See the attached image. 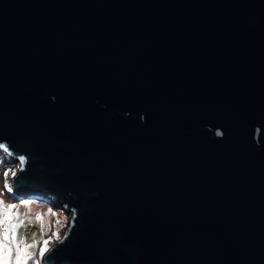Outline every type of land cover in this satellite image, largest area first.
Instances as JSON below:
<instances>
[{
	"label": "water",
	"instance_id": "obj_1",
	"mask_svg": "<svg viewBox=\"0 0 264 264\" xmlns=\"http://www.w3.org/2000/svg\"><path fill=\"white\" fill-rule=\"evenodd\" d=\"M0 142L44 264H264V0H0Z\"/></svg>",
	"mask_w": 264,
	"mask_h": 264
},
{
	"label": "snow or ice",
	"instance_id": "obj_2",
	"mask_svg": "<svg viewBox=\"0 0 264 264\" xmlns=\"http://www.w3.org/2000/svg\"><path fill=\"white\" fill-rule=\"evenodd\" d=\"M0 151H3L8 157H14L18 162L16 168L4 170V191L12 195L14 187L18 184L17 174L25 171L29 158L24 154H16L11 151L6 142H0ZM9 176L12 177L11 182L8 180ZM13 199H16L15 195H13ZM24 203L27 204L29 201H24ZM48 211L50 214L52 213L51 209ZM18 215L17 204L6 203L4 199L0 198V264H30V262L31 264H44L47 259L46 254L50 252V242L55 240L59 245L63 244L59 230L47 238H43L42 246H39L40 241L34 240L32 243H27L25 239H18V229L25 223L24 220H17ZM35 219L42 221L43 218L37 215ZM56 223L59 224L60 221L57 220ZM68 235L69 233L66 232L64 239H67ZM37 248L38 251H36Z\"/></svg>",
	"mask_w": 264,
	"mask_h": 264
},
{
	"label": "rangeland",
	"instance_id": "obj_3",
	"mask_svg": "<svg viewBox=\"0 0 264 264\" xmlns=\"http://www.w3.org/2000/svg\"><path fill=\"white\" fill-rule=\"evenodd\" d=\"M17 166V161L0 151V194H2L0 198L4 199L6 203L17 204L19 212L17 220L25 221L24 225H21L18 229V239H25L27 243H32L34 240L40 241L39 246H42V239L47 238L57 230H59L62 237L69 223L70 215L63 208L53 203L50 197L32 191L20 193L14 189L12 195L4 191V170L16 168ZM8 180L11 182L12 177L9 176ZM13 195H15L16 199H13ZM24 201H29V203L25 204ZM49 209L52 210L51 214L48 211ZM37 215L43 218L42 221L35 219ZM57 220L60 221L59 224L56 223ZM54 242L55 240L51 241L50 245ZM36 251H38V248Z\"/></svg>",
	"mask_w": 264,
	"mask_h": 264
},
{
	"label": "bare ground",
	"instance_id": "obj_4",
	"mask_svg": "<svg viewBox=\"0 0 264 264\" xmlns=\"http://www.w3.org/2000/svg\"><path fill=\"white\" fill-rule=\"evenodd\" d=\"M52 244H53V243H52ZM52 244H51V245H52Z\"/></svg>",
	"mask_w": 264,
	"mask_h": 264
}]
</instances>
